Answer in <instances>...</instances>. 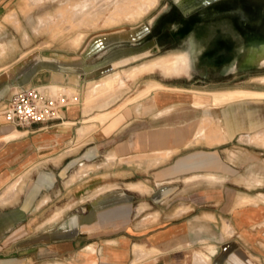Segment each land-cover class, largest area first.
<instances>
[{"label": "crops", "instance_id": "crops-1", "mask_svg": "<svg viewBox=\"0 0 264 264\" xmlns=\"http://www.w3.org/2000/svg\"><path fill=\"white\" fill-rule=\"evenodd\" d=\"M15 2L0 0V24ZM253 42L244 60L261 65L252 79L264 82V39ZM15 62L0 64V264H264V162L225 159L231 145L264 140V100L213 105L216 95L239 91L230 90L197 106L192 97L153 90L127 105L122 123L108 121L114 162L83 159L59 172L43 170L23 207L5 211L14 198L5 188L58 140L45 131L85 117L76 105L47 128L6 125L2 112L16 82L8 69ZM48 64L32 73V86L79 88L91 80L83 59ZM101 150L88 148L86 158ZM248 165L259 173L247 175ZM57 183L56 198L67 203L48 210Z\"/></svg>", "mask_w": 264, "mask_h": 264}, {"label": "rangeland", "instance_id": "rangeland-1", "mask_svg": "<svg viewBox=\"0 0 264 264\" xmlns=\"http://www.w3.org/2000/svg\"><path fill=\"white\" fill-rule=\"evenodd\" d=\"M142 1L16 0L14 5L7 8L6 12L10 15L5 23L0 24V64L7 60L16 61L8 69L9 76L16 81L11 88V94L19 88L17 83L32 85L29 83L32 73L47 67L51 59L68 63L83 59L86 64H90L86 70L91 73V80H84L79 88L68 86L60 89L51 86L54 94H80L81 105L73 108L80 110V114L85 117L78 118L76 123L65 120L66 124L61 127L45 131L56 135L57 143H54L52 149L42 150L37 154L34 163L20 172L14 182L5 188V195L14 196L8 203L5 201L9 204L5 205V211L23 207L29 190L43 170L59 172L66 162H81L83 159L84 162H114L107 152L111 132L108 121L113 126L116 120L122 123L127 105L147 97L153 90L192 97L197 100L196 105L200 106L213 99L217 92L264 89V82L253 80L251 74L252 70H258L261 65L244 60L246 50L257 45L238 33L229 36V40L239 38V46L230 49L227 58L222 61L213 59L216 56L214 53L205 54L214 41L211 45L203 41L197 44L190 42L180 50L154 52L149 49L152 44L145 43L141 37L156 26L175 0H153V6L138 17L135 10H129L128 6L136 7ZM77 41H80L79 45H75ZM107 41L112 42L101 52L93 50L94 46H104ZM122 51L127 55L122 56ZM178 58L184 61L189 59V62L176 75L172 72L174 75L171 73L170 77V71L164 72L160 68L146 71L157 61ZM107 80L110 81L109 84H106ZM152 80L165 85L179 84L189 87L171 90ZM151 83L153 85H149ZM261 112L264 113V110ZM94 146L102 149L101 155L96 153V157L87 159L85 152ZM225 159L228 162L250 164L264 162V140L238 145L237 148L231 145ZM258 169L260 168L248 165L243 170L250 176L259 173ZM262 169L264 168L260 171ZM14 184L16 188L11 190ZM58 192L59 183L48 194V197L52 196V202L49 204L50 198L47 199L46 209L58 211L66 205V199L56 198Z\"/></svg>", "mask_w": 264, "mask_h": 264}, {"label": "flooded vegetation", "instance_id": "flooded-vegetation-1", "mask_svg": "<svg viewBox=\"0 0 264 264\" xmlns=\"http://www.w3.org/2000/svg\"><path fill=\"white\" fill-rule=\"evenodd\" d=\"M179 1L175 0L156 26L141 37L152 44L149 49L154 52L214 41L205 54L214 53L213 59L222 61L230 49L239 46V38L229 40L234 33L252 42L264 39V0H184L185 6Z\"/></svg>", "mask_w": 264, "mask_h": 264}, {"label": "built area", "instance_id": "built-area-1", "mask_svg": "<svg viewBox=\"0 0 264 264\" xmlns=\"http://www.w3.org/2000/svg\"><path fill=\"white\" fill-rule=\"evenodd\" d=\"M82 97L54 94L50 87L22 86L6 102L2 112L5 124L15 129L47 128L63 110L81 105Z\"/></svg>", "mask_w": 264, "mask_h": 264}, {"label": "bare ground", "instance_id": "bare-ground-1", "mask_svg": "<svg viewBox=\"0 0 264 264\" xmlns=\"http://www.w3.org/2000/svg\"><path fill=\"white\" fill-rule=\"evenodd\" d=\"M128 1V0H127ZM153 0H143L142 2H139V4L135 7H129L128 6V9L131 10H135L136 14H138V17L145 14L148 9L150 7L153 6ZM180 5L181 6H185L186 3H184V0H180L179 1ZM128 3V2H127ZM128 10V11H129ZM132 16V15H131ZM26 37V36H25ZM76 40V39H75ZM78 42V41H77ZM75 43V45H79L80 44V41L78 43ZM258 53V52H257ZM261 54V53H260ZM262 55V54H261ZM253 57V56H251ZM257 57V56H255ZM189 58V57H188ZM261 60V59H260ZM263 61V60H262ZM189 62V59H187V61H184L180 58L176 59V60H169V59H162L160 61H157L156 63H154L153 65H151L150 67L147 68L146 71L148 70H151V69H163L165 70L164 72H169V76L171 75V73L175 72V75L176 73L179 72L180 68H182L183 65H187ZM159 69V70H160ZM155 71V70H154ZM182 71V70H181ZM184 71V70H183ZM172 73V74H173ZM167 73H165L166 75ZM174 75V74H173ZM178 75V74H177ZM171 77V76H170ZM109 80L106 81V84H109ZM56 86V85H55ZM109 86V85H108ZM87 91V90H86ZM85 91V92H86ZM88 93V91H87ZM85 94V93H83ZM87 98H88V95H86ZM144 96V94H143ZM217 96V95H216ZM215 96V100H214V103L213 105H224V104H230V103H233V102H238V101H244V100H264V92L263 93H260V92H256V91H251V90H239V91H234V92H229V93H224L223 95H219L216 97ZM214 99V98H213ZM85 104V103H84ZM87 106V105H86ZM198 133V132H197ZM203 133V131H202ZM197 139V138H196ZM195 141V140H193ZM199 141V140H198ZM206 158V156H205ZM209 158V157H208ZM197 161V160H196Z\"/></svg>", "mask_w": 264, "mask_h": 264}]
</instances>
